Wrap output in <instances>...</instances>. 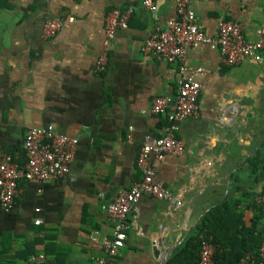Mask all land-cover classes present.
Instances as JSON below:
<instances>
[{
  "label": "crops",
  "instance_id": "1",
  "mask_svg": "<svg viewBox=\"0 0 264 264\" xmlns=\"http://www.w3.org/2000/svg\"><path fill=\"white\" fill-rule=\"evenodd\" d=\"M155 2L150 12L126 0H0V154L23 164L27 131L49 125L79 141L67 177L24 180L12 209L0 203V264H98L105 257L102 240L114 238V224L104 207L141 179L146 138L162 137L169 125L152 113L153 100L174 98L180 85L175 65L142 50L177 18L175 0ZM129 7V27L117 32L99 73L106 17ZM192 7L211 38L219 19L242 24L250 40L264 23V0H193ZM70 18L55 37H44L47 22ZM261 56L260 65L228 67L217 48L189 50L188 64L204 70L199 116L176 125L183 154L152 161L173 202L139 200V219L114 264H168L223 204L225 226L241 216L247 229L263 228L264 50ZM38 256L44 261H31Z\"/></svg>",
  "mask_w": 264,
  "mask_h": 264
},
{
  "label": "built area",
  "instance_id": "2",
  "mask_svg": "<svg viewBox=\"0 0 264 264\" xmlns=\"http://www.w3.org/2000/svg\"><path fill=\"white\" fill-rule=\"evenodd\" d=\"M48 1V0H44ZM193 0H175L177 18L167 22L166 27L153 35L143 46L145 54L163 58L167 63L175 65L179 73L178 94L173 97H157L153 100L152 113L166 116L169 125L160 138L147 137L139 154L137 166L141 179L131 189L119 195L112 203L104 207V211L114 224V238H103L102 245L105 257L98 259V264H114L121 250L125 247L128 232L132 224L139 219L137 204L142 197H150L159 201L173 202V194L155 180V168L152 161L163 162L167 156H180L185 151V143L176 136L177 123L188 118L199 116V97L202 86L197 80L202 75V68H193L188 64V52L200 45L217 48L223 62L228 67H237L250 61L260 65L263 63L261 51L264 50V23L257 29V39L246 38L245 29L236 21L218 20V35L211 38L205 34L198 16L192 7ZM128 5L140 4L150 12L157 11L155 0H126ZM132 8L114 9L105 22L106 52L99 59L97 71L103 73L108 67V50L119 30L129 27ZM74 21L51 20L43 31L45 38L68 27ZM79 141L59 134L54 126L31 128L27 131L23 150L26 161L21 164L11 154H0V203L5 210L14 207L16 199L22 192V181H52L67 177L75 158ZM264 219V194L258 198ZM181 206V203H177ZM40 210L38 209L37 212ZM41 220L35 221L36 225ZM96 241L97 233L91 235ZM219 246L204 241L200 248L199 264H215L214 258ZM254 254L249 253L241 264H250ZM260 263L264 264V236L259 251ZM44 256L32 257V262H43Z\"/></svg>",
  "mask_w": 264,
  "mask_h": 264
},
{
  "label": "trees",
  "instance_id": "3",
  "mask_svg": "<svg viewBox=\"0 0 264 264\" xmlns=\"http://www.w3.org/2000/svg\"><path fill=\"white\" fill-rule=\"evenodd\" d=\"M227 209L228 204H223L209 212L197 226V233L185 241L168 264H199L200 248L204 241L219 246L214 258L215 264H241L249 253L255 256L250 264H259L264 225L260 229L253 226L250 230L241 216H234L231 225L225 226Z\"/></svg>",
  "mask_w": 264,
  "mask_h": 264
},
{
  "label": "water",
  "instance_id": "4",
  "mask_svg": "<svg viewBox=\"0 0 264 264\" xmlns=\"http://www.w3.org/2000/svg\"><path fill=\"white\" fill-rule=\"evenodd\" d=\"M154 251H155V255H156V256H157V255L159 256L160 251H159L158 249H156V248L154 249Z\"/></svg>",
  "mask_w": 264,
  "mask_h": 264
}]
</instances>
